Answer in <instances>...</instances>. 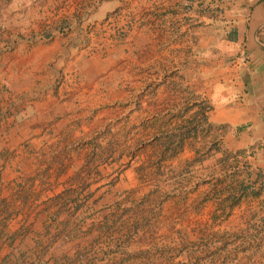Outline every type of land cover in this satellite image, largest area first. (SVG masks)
I'll return each mask as SVG.
<instances>
[{
    "label": "crops",
    "instance_id": "obj_1",
    "mask_svg": "<svg viewBox=\"0 0 264 264\" xmlns=\"http://www.w3.org/2000/svg\"><path fill=\"white\" fill-rule=\"evenodd\" d=\"M0 264H264V0H0Z\"/></svg>",
    "mask_w": 264,
    "mask_h": 264
},
{
    "label": "trees",
    "instance_id": "obj_2",
    "mask_svg": "<svg viewBox=\"0 0 264 264\" xmlns=\"http://www.w3.org/2000/svg\"><path fill=\"white\" fill-rule=\"evenodd\" d=\"M210 108L211 105L208 102H203L200 105L199 109H197V111H195L190 117H188L186 121L181 122L177 125L175 131L165 132L166 140L163 147L161 148V152H169V155L177 153L182 148L183 137L195 135L198 121L205 120L207 118V116L205 115V111L209 110ZM170 144L172 145L170 146ZM237 188L240 194H242L246 189V185H244L243 182H240L239 184H237Z\"/></svg>",
    "mask_w": 264,
    "mask_h": 264
},
{
    "label": "built area",
    "instance_id": "obj_3",
    "mask_svg": "<svg viewBox=\"0 0 264 264\" xmlns=\"http://www.w3.org/2000/svg\"><path fill=\"white\" fill-rule=\"evenodd\" d=\"M68 28V26L66 25V26H63L62 28H61V30L63 29V30H66ZM119 33V32H118Z\"/></svg>",
    "mask_w": 264,
    "mask_h": 264
}]
</instances>
